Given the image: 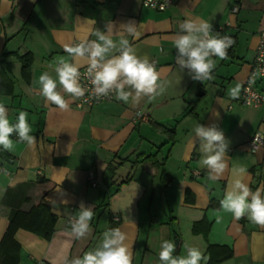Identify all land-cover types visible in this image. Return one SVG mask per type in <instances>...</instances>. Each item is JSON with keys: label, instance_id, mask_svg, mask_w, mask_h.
<instances>
[{"label": "crops", "instance_id": "1", "mask_svg": "<svg viewBox=\"0 0 264 264\" xmlns=\"http://www.w3.org/2000/svg\"><path fill=\"white\" fill-rule=\"evenodd\" d=\"M234 4L236 13L231 12ZM189 18L209 22L212 34L224 28L235 41L226 60L213 57L214 78L203 83L176 64L173 38ZM129 21L135 22L138 37L120 28ZM110 24L114 40L123 35L138 56L155 62L166 91L135 105L114 95L78 108L58 87L70 101L69 110L46 102L34 81L44 72L55 78L50 65L60 57L71 61L65 45L85 36L96 40L92 33ZM261 31L264 0H173L162 12L143 7L140 0H0V61L13 83V93L0 95V103L13 124L19 111H26L36 137L33 146L15 143L13 151L4 150L7 157H0L7 170V175L0 171V239L12 209L28 211L43 203L56 217L49 240L23 229L15 232L17 264H65V258L94 250L103 232L115 227L127 235L132 264H160L165 240L175 245L174 256L187 255V244L208 257L207 264L209 246L216 248L214 256L231 252L215 264H264V226L224 212L216 223L233 166L246 167L244 182L252 191L264 187V147L250 153L246 146L255 133L264 135V105L242 106L228 94L247 78ZM27 53L32 64L25 80L19 57ZM256 86L264 90V78ZM137 113L143 118L135 120ZM197 124L217 126L229 141L228 170L214 182L199 165ZM12 139L17 140L15 134ZM90 170L95 186L86 180ZM81 202L92 206V231L75 239L70 218Z\"/></svg>", "mask_w": 264, "mask_h": 264}, {"label": "clouds", "instance_id": "2", "mask_svg": "<svg viewBox=\"0 0 264 264\" xmlns=\"http://www.w3.org/2000/svg\"><path fill=\"white\" fill-rule=\"evenodd\" d=\"M95 21H93L94 23ZM123 32L138 37L139 33L133 21L121 24ZM213 26L202 19H185L179 25V33L173 38L176 49V64L187 70L194 81L212 80L216 60H226L228 49L235 43L231 36L212 34ZM96 40L82 37L79 43L65 45V52L71 61L60 57L54 67L55 78L48 72L42 73L37 81L40 95L62 111H68L70 101L62 94H68L73 100H79L88 91L81 84L80 68L87 65L86 76L92 85V95L96 99L115 95V99L125 104H138L144 98L155 100L166 91V82H160V73L155 62L148 56H138L136 49L127 38L120 35L119 40L113 39V26L106 25V31L95 30ZM253 75L254 82L256 75ZM59 89H62V92ZM241 85L238 83L229 90V96L238 98ZM28 113L19 111L16 123L8 118V109L0 103V148L11 152L15 143H26L29 147L36 143L32 135V127L28 123ZM194 140L199 141L201 168L207 169L208 179L216 181L228 170L225 155L229 141L215 125L197 124L194 129ZM15 134L16 141L12 136ZM5 175L7 170L3 169ZM247 169L243 165L233 166L232 179L220 200V209L216 212V223H220V212L231 213L239 220L245 216L250 222L264 226V187L252 191L244 182ZM62 203L67 204L64 200ZM94 212L92 206L79 205L78 214L70 218V234L75 239H82L92 231L91 221ZM127 235L119 227L111 228L102 234L100 244L92 251H86L82 257H74L65 264H132V249L125 243ZM187 255L174 256L175 245L168 240L161 244L159 251L160 264H207L208 257L196 247L185 245Z\"/></svg>", "mask_w": 264, "mask_h": 264}, {"label": "trees", "instance_id": "3", "mask_svg": "<svg viewBox=\"0 0 264 264\" xmlns=\"http://www.w3.org/2000/svg\"><path fill=\"white\" fill-rule=\"evenodd\" d=\"M21 63V75L28 80L32 64L30 53L19 57ZM13 93V83L6 74L2 62L0 61V95H11ZM158 126V125H157ZM164 132L166 128L160 127ZM8 154L0 148V157L5 158ZM147 158V157H146ZM161 178L164 180L167 175L162 172ZM56 217L50 211L49 207L43 203L32 206L28 211L12 209L9 217L7 228L0 239V264H17L19 258V245L14 239V234L18 229L29 231L37 236L49 240L54 232ZM214 247L209 246V264H215L228 258L231 252L227 249L223 255H212Z\"/></svg>", "mask_w": 264, "mask_h": 264}, {"label": "built area", "instance_id": "4", "mask_svg": "<svg viewBox=\"0 0 264 264\" xmlns=\"http://www.w3.org/2000/svg\"><path fill=\"white\" fill-rule=\"evenodd\" d=\"M141 5L146 8H150L155 11H166L169 9L173 0H140ZM238 10V5L234 4L231 7V12L236 13ZM219 34L220 36L226 35L224 28H219L213 35ZM87 65L80 68L81 72V84L88 91L85 93V96L79 100L74 101V105L78 108H89L100 102L111 101L114 98V94L110 97H102L96 99L92 95V85L90 84L87 76ZM260 73L256 75L254 82H252L253 75L255 73ZM264 78V31L259 33V41L256 47L255 57L251 64L249 74L244 80L241 86L239 97L236 98V102L242 106L257 108L264 105V90L257 88V82L259 79ZM143 117L140 114L135 115V120L142 119ZM247 149L250 153H255L260 147H264V135L260 133H255L246 143ZM0 170H2L0 166ZM87 183L92 186L96 185L95 176L93 171H89L86 176ZM115 221H118L117 217H114ZM45 264V263H44Z\"/></svg>", "mask_w": 264, "mask_h": 264}]
</instances>
